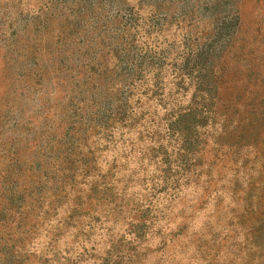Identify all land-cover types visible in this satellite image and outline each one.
Returning a JSON list of instances; mask_svg holds the SVG:
<instances>
[{"label":"rangeland","instance_id":"rangeland-1","mask_svg":"<svg viewBox=\"0 0 264 264\" xmlns=\"http://www.w3.org/2000/svg\"><path fill=\"white\" fill-rule=\"evenodd\" d=\"M0 264H264V0H0Z\"/></svg>","mask_w":264,"mask_h":264}]
</instances>
